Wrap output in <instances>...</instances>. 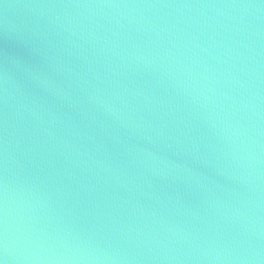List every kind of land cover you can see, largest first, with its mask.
I'll return each instance as SVG.
<instances>
[{
	"label": "water",
	"instance_id": "1",
	"mask_svg": "<svg viewBox=\"0 0 264 264\" xmlns=\"http://www.w3.org/2000/svg\"><path fill=\"white\" fill-rule=\"evenodd\" d=\"M5 264H264V0H0Z\"/></svg>",
	"mask_w": 264,
	"mask_h": 264
},
{
	"label": "clouds",
	"instance_id": "2",
	"mask_svg": "<svg viewBox=\"0 0 264 264\" xmlns=\"http://www.w3.org/2000/svg\"><path fill=\"white\" fill-rule=\"evenodd\" d=\"M0 248L4 252L8 251V244H7V208H6V201H5V220H4V232H3V242L0 243ZM0 264H5L3 259H0Z\"/></svg>",
	"mask_w": 264,
	"mask_h": 264
}]
</instances>
